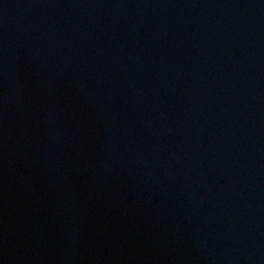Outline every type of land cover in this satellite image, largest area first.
Masks as SVG:
<instances>
[{"label": "water", "instance_id": "water-1", "mask_svg": "<svg viewBox=\"0 0 264 264\" xmlns=\"http://www.w3.org/2000/svg\"><path fill=\"white\" fill-rule=\"evenodd\" d=\"M0 264H264V0H0Z\"/></svg>", "mask_w": 264, "mask_h": 264}]
</instances>
